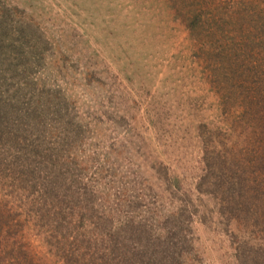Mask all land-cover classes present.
<instances>
[{"label":"rangeland","instance_id":"1","mask_svg":"<svg viewBox=\"0 0 264 264\" xmlns=\"http://www.w3.org/2000/svg\"><path fill=\"white\" fill-rule=\"evenodd\" d=\"M188 8H205L202 18L205 22L209 16V26L201 22L191 32L185 19ZM252 11L264 20V0H0V91L25 80L24 72L29 85L21 94L27 93V99L33 93L32 102L18 95L11 99L20 112L13 130L20 134L26 129L24 110L32 105L43 104L48 116L55 109L75 114V122L86 124L72 148L85 158L83 181H96L99 190L112 185L111 192L135 197L144 187L135 188L131 174L123 176L129 158L131 169L132 163L140 165V176L152 187L137 200L146 203L157 192L161 198L146 214L136 210L133 199L122 206L131 204L132 211L155 219L164 208L179 205L177 198H187L196 210L188 236L193 237L189 246L197 261L264 264L261 258L236 259L219 205L205 193L211 189L200 185L203 192L196 191L205 167L199 163L200 140L225 138V114L244 110L253 83L244 73L223 78L211 71L206 77L209 65H215L209 60L215 55L212 41L224 34L229 43L234 25L251 21L243 14ZM204 29L211 31L210 39L203 36ZM204 41L211 42L209 58L201 57ZM12 88L4 94L10 95ZM166 169L174 176L176 198L165 190ZM127 182L132 189L122 193Z\"/></svg>","mask_w":264,"mask_h":264},{"label":"trees","instance_id":"2","mask_svg":"<svg viewBox=\"0 0 264 264\" xmlns=\"http://www.w3.org/2000/svg\"><path fill=\"white\" fill-rule=\"evenodd\" d=\"M204 9H187L186 26L191 32L201 22L209 26V16L205 22L202 18ZM258 15L244 13L251 21L232 24L234 35L229 43L224 34L216 36L212 41L215 55L209 56L211 42L203 43L201 57L215 60L206 77L211 71L223 78L244 73L245 78L252 76L253 83L244 110L225 114L224 121H229L225 138L200 140L199 163L205 167L196 187L198 193L203 192L200 185L211 189L205 193L219 205L217 212L226 221L236 259L251 257L256 262L264 260V20L259 21ZM210 32L202 34L210 39ZM22 74L25 80L19 78L0 91V137L8 133L6 141L0 142V264H202L189 246L193 239L188 236L189 223L196 214L190 200L177 198L179 205L164 208L155 219L132 211L131 204L122 206V201L133 199L136 210L146 214L160 203L159 192L149 195L146 203L137 200L143 190L152 189L140 176V165L136 164L135 171L132 163L131 169L128 158L129 170H120L124 177L132 175L135 188L144 187L128 199L111 192L112 185L99 190L96 181H83L81 162L85 158L73 147L86 124H76L75 114L55 109L48 110V116L43 104L32 105V110H24L26 129L20 134L13 130L20 112L11 99L16 95L25 103L33 99L31 91L27 99V93L21 94L29 85V77ZM11 86L13 92L5 95ZM260 86L261 90L256 88ZM6 104L10 110H5ZM167 170L162 176L165 190L176 198L174 176ZM122 185V193L131 191L129 183Z\"/></svg>","mask_w":264,"mask_h":264}]
</instances>
